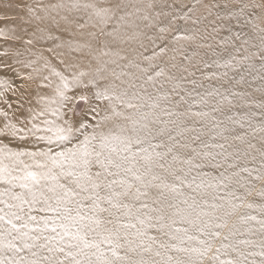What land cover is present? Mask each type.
<instances>
[{
	"label": "snow or ice",
	"instance_id": "snow-or-ice-1",
	"mask_svg": "<svg viewBox=\"0 0 264 264\" xmlns=\"http://www.w3.org/2000/svg\"><path fill=\"white\" fill-rule=\"evenodd\" d=\"M84 7L93 9L100 36L135 46L104 51L77 44L55 17L48 27L36 24L25 40L18 30L28 34L24 26L48 18L47 8L40 16L32 4H5L0 16L19 21L0 28V36L22 41L35 56L17 60L21 52L6 51L0 70L16 73L12 59L40 76L38 90H52L51 96L37 91L40 107L25 111L23 103L13 107L7 93L16 90L0 77V264H264V95L256 104L260 124L253 126L257 113L233 111L250 106L248 94L222 83L221 92L210 82L227 72H204L259 59L264 73V27L255 52L240 32L223 38L220 45L231 47L220 51L201 43L207 39L201 25L239 21L248 9L264 25V0H208L199 14L186 0ZM19 8L26 16L8 15ZM213 9L214 22L207 20ZM40 43L50 46L32 51ZM65 47L87 48L97 66L82 70L60 51ZM241 48L247 54L238 60L233 53ZM25 79L36 82L31 73ZM73 89L87 93L75 100L99 102L89 105L94 123L76 111ZM246 122L261 133L259 147L244 131ZM257 158L259 166L249 167Z\"/></svg>",
	"mask_w": 264,
	"mask_h": 264
},
{
	"label": "bare ground",
	"instance_id": "bare-ground-1",
	"mask_svg": "<svg viewBox=\"0 0 264 264\" xmlns=\"http://www.w3.org/2000/svg\"><path fill=\"white\" fill-rule=\"evenodd\" d=\"M116 0H0V16L4 15L5 4H32L34 6L35 12L37 15L45 16L46 13L43 9L47 8V16L48 18L44 22L40 21H34L33 25L31 27L24 26L27 28V33L24 34L17 31V35H24V39L27 40L30 38L29 34L32 31V28L36 24H40L41 27H48L51 24V17H55L57 21H59L61 27H68L70 28L71 32L74 33V40L77 44H88L90 43L94 49L97 50H104V51H116L121 48H128L130 46H135V42H125V43H119V41H114L113 36H100L99 35V28L92 27V25L96 22L95 17L93 15V9L91 8H85V4H95L97 7H110ZM128 2V0H126ZM131 3H141L142 0H130ZM51 5H64L63 8H57L55 10L51 9ZM72 5H78V7L73 8ZM131 10V9H129ZM223 15L225 14L223 10ZM9 16H17V15H25L26 16V9L19 8V9H9L7 10ZM61 17H67L71 24H65L63 20H61ZM131 19V18H129ZM235 20V19H232ZM19 21H16L15 23H6L4 21H0V28L3 29H12L17 26ZM79 25H84V27H79ZM115 26V21L113 23L108 25V31H111L112 28ZM232 28L231 25L228 23H222L221 29L222 32L220 35L216 36V39L218 41H221L223 38L228 37L229 39L232 38V36L239 32H232L228 29ZM244 26L241 25L240 33L242 35ZM122 29V33H123ZM97 33V37L93 38L90 36V33ZM128 32H131V29H128ZM59 34V33H56ZM67 38V37H66ZM107 44L108 47H104V45ZM50 45L48 44H36L35 47L32 49V51H42L44 47H48ZM7 51L9 57H12L13 54L17 51L21 52L22 55L19 57H15L17 60H28V59H35V56L29 55V53L25 52V46L20 40L16 39H6L3 36H0V59H4V53ZM60 51H63L67 53V58L79 60L80 67L84 71H88L90 68H95L97 66V62L93 60L91 57L87 56L88 49H82L80 51H70L68 48L60 49ZM151 47H149V50L146 55L151 54ZM220 51V50H218ZM171 54V53H170ZM46 56H50L51 54L45 52ZM83 59H80L82 58ZM109 57H102V59H108ZM223 59H227V55H223ZM9 63L12 64V67L16 69V73H8L7 76H5V73L3 70H0V77L8 78L12 81V86L16 90L15 95L12 91H9L7 95L11 97V100L13 102V107L15 108L18 106L19 103L24 104L25 111L28 107L33 108H39L40 105L37 104V91L40 92L41 95H52L51 89H45V90H38L36 85L33 86V81H29L25 79L30 73L33 75L35 79V84H37L40 81V76H38L36 73H33L32 68H25L22 64H16L12 62V59L8 60ZM251 65V67L249 66ZM261 64L255 63L253 60L245 62L241 66L233 67L234 70H231L228 72V79L232 81V83L227 88H230L231 91H236L240 93H246L249 94L250 92H255V96L252 97V99L249 97V100L252 102L249 107L247 108H237L233 111L237 114L239 117L241 114H248L249 112H255L257 113L256 117L252 119V125L258 126L260 124V118H259V111L260 109L256 107V104L261 101L262 94H258L261 90L262 85L264 84V79H261L262 73L260 71ZM227 71V69H223L222 72ZM44 74H47L46 72ZM243 77V79H241ZM23 85V88L21 86ZM212 87H220L217 84H211ZM221 92H225V88L220 87ZM83 92L84 94H87L84 90H76L73 89V91L69 92V95L73 96V102L76 105V111L80 112V101L75 100V95H79ZM21 96L23 97L21 99ZM99 102L96 101L93 98H89L88 102H85V106L82 111L88 112V120L89 122L94 123L95 122V113H92L90 111L89 105H96ZM3 105H0L2 107ZM195 110V109H194ZM11 114V110H10ZM244 131L248 132L249 139H251L253 136H255V139L252 141L253 143L257 144V147H259V141L261 133L259 131L253 132L252 128L246 127ZM259 166V158H257V161L254 164H250L249 167Z\"/></svg>",
	"mask_w": 264,
	"mask_h": 264
},
{
	"label": "rangeland",
	"instance_id": "rangeland-1",
	"mask_svg": "<svg viewBox=\"0 0 264 264\" xmlns=\"http://www.w3.org/2000/svg\"><path fill=\"white\" fill-rule=\"evenodd\" d=\"M213 2H216V0H213ZM219 2L221 4H223L224 0H219ZM234 2L239 4V3H241V0H234ZM243 2H248V0H243ZM186 3L188 4V7H192L193 5H197L198 6L197 7V14H199L202 11V9L199 8V5L203 4V3H208V0H186ZM212 11H213V15L212 16H208L207 20L214 22V17H215V14H216L217 10L213 9ZM233 11L238 12V8L233 9ZM185 12H187V8L185 9ZM249 13H252L251 9H248L243 15H241L240 18H239V21H237L235 19V20H231L230 22L225 20V21H221L219 24H215V22L213 24H209L207 30L204 29L203 25H201L202 34H203L204 37H207L206 40H201V43L212 44V45H214L217 48V50H222V47H229L230 48L231 45L221 46L220 45V41H218V39H216V36L220 35L221 32H222V29H221L222 23L226 22V23H228L229 25L232 26V28H230L232 32H237V31L240 32L241 25L244 26V28H243V32H244L243 36H244V38H246L248 40V45H246L245 47H247L249 49V52L257 51V48L252 47V46L253 45H257V46L259 45V43H260L259 27H264V25H260L259 21L254 19L255 13H252L251 15ZM204 15L207 16V13L205 12ZM220 15L223 16V12L222 11L220 12ZM248 20H252L253 24L258 25V27L254 29L253 28V24L247 23ZM206 23H207V21H206ZM213 26H216L218 28V32L217 33H212V27ZM210 33H211V35H210ZM213 37H215V38H213ZM229 40H231V38ZM246 54L247 53H245L243 48H241V50L239 52H234L233 53V55H235L238 60L242 56H244ZM227 58H228V56H227ZM252 60L255 63H259L260 64L259 59H252ZM233 63H235V61H233ZM223 69H227V71H225V72H227V74H228L229 71L234 70V68H215V67H213L211 69H204V72L205 73L216 72V73L219 74V73H224V72H222ZM199 75L200 74L197 73V77L198 78H199ZM228 81H230L228 79V77H225V78H223L222 81L218 82L217 80L213 79L210 83L211 84H217L219 86L222 83V84H224L225 87H228L229 86ZM232 84H235V83H232ZM32 85L35 86L36 84L33 82ZM225 87H221V88H225ZM261 89H264V84L262 85ZM258 94L264 95V93H262L261 91H259ZM255 95H256L255 92H250L248 94V97H250L252 99V97L255 96ZM84 106H85V101H80V109H79V111H82Z\"/></svg>",
	"mask_w": 264,
	"mask_h": 264
}]
</instances>
